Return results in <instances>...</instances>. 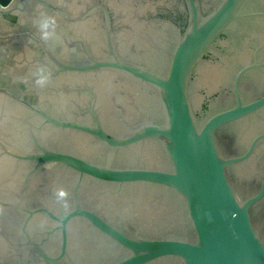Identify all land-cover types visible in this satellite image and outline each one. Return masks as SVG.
Wrapping results in <instances>:
<instances>
[{
	"label": "water",
	"instance_id": "water-1",
	"mask_svg": "<svg viewBox=\"0 0 264 264\" xmlns=\"http://www.w3.org/2000/svg\"><path fill=\"white\" fill-rule=\"evenodd\" d=\"M0 210V264H264V0H0Z\"/></svg>",
	"mask_w": 264,
	"mask_h": 264
},
{
	"label": "clouds",
	"instance_id": "clouds-1",
	"mask_svg": "<svg viewBox=\"0 0 264 264\" xmlns=\"http://www.w3.org/2000/svg\"><path fill=\"white\" fill-rule=\"evenodd\" d=\"M56 26V20L54 17H46L40 24V31H41V38L44 40H48L52 35H54L53 32H49L48 29L52 28L53 30L55 29ZM40 76L37 79L36 83L40 85L41 87L45 86L51 79V74H44L45 69L41 68L40 70ZM56 197L57 200L61 203L66 204L67 203V197H68V192L64 188H57L56 189ZM2 211V210H0Z\"/></svg>",
	"mask_w": 264,
	"mask_h": 264
}]
</instances>
